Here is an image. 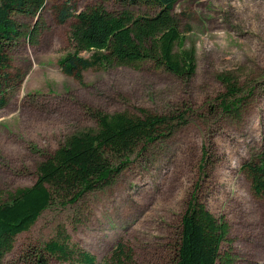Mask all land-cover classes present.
I'll use <instances>...</instances> for the list:
<instances>
[{
    "label": "rangeland",
    "instance_id": "obj_1",
    "mask_svg": "<svg viewBox=\"0 0 264 264\" xmlns=\"http://www.w3.org/2000/svg\"><path fill=\"white\" fill-rule=\"evenodd\" d=\"M248 0H180L175 13L194 49L197 71L190 79L149 64L88 69L84 80L66 74L59 60L71 49L75 17L60 23L67 2L76 11L104 6L154 13L127 0H48L42 14L18 15L23 37L2 50L0 109V204L34 184L42 161L76 133L97 128L93 113L141 115L187 111L188 123L172 136L150 144L117 181L85 194L73 204L55 203L16 237L0 264H68L50 255L46 244L60 231L91 252L98 264L113 261L123 246L131 264H172L177 259L181 220L190 197L199 198L229 224L222 250L235 264H264V195L253 190L248 166L264 160V11ZM260 2L261 0H253ZM40 24L38 42L26 35ZM180 50V46H176ZM237 82L245 100L239 119L225 115L220 75Z\"/></svg>",
    "mask_w": 264,
    "mask_h": 264
},
{
    "label": "trees",
    "instance_id": "obj_2",
    "mask_svg": "<svg viewBox=\"0 0 264 264\" xmlns=\"http://www.w3.org/2000/svg\"><path fill=\"white\" fill-rule=\"evenodd\" d=\"M127 1L132 6H148L154 13L136 14L129 9L114 13L102 5L77 12L70 2L60 7V23L71 17L77 19L70 34L71 49L59 60L61 69L83 81L88 69L115 66L140 69L149 64L181 79L192 78L197 71V57L194 49H183L185 37L174 11L180 0ZM47 2L0 0L1 70L7 65L2 50L24 34L17 16L35 18L42 14ZM246 5L248 9L261 7L264 11V0H248ZM40 29L39 23L30 28L27 40L38 42ZM261 57L264 60V54ZM220 79L226 91L219 96V108L228 117L239 119L246 99L232 76L222 74ZM260 102L264 110V97ZM7 103L0 83V109ZM188 116L187 111L153 114L142 110L141 115L94 112L97 128L69 136L53 155L40 163L33 185L17 190L9 201L0 204V262L13 249L16 237L28 231L46 209L55 203L73 204L87 193L113 185L135 153L140 154L150 144L172 136L188 123ZM248 170L254 192L263 196L264 160L257 166H248ZM228 233L225 218L215 215L193 193L181 220L177 259L172 264H235L231 250H222ZM45 250L68 264H98L94 254L71 242L63 231L46 244ZM114 255L113 261L104 264H131V256L123 246ZM35 264L48 261L40 256Z\"/></svg>",
    "mask_w": 264,
    "mask_h": 264
}]
</instances>
